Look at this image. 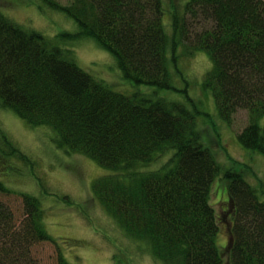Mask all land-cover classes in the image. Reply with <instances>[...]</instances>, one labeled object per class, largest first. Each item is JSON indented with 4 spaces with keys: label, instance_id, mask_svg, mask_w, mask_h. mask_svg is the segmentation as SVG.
Masks as SVG:
<instances>
[{
    "label": "trees",
    "instance_id": "16d2710c",
    "mask_svg": "<svg viewBox=\"0 0 264 264\" xmlns=\"http://www.w3.org/2000/svg\"><path fill=\"white\" fill-rule=\"evenodd\" d=\"M40 1L73 18L77 30L48 36L0 12V106L31 126H47L56 147L111 169L93 182V195L163 264H264V182L248 179L255 174L248 163L217 161L200 141L205 112L187 86L173 81V72L184 79L175 54L179 45L189 54L206 52L211 67L202 90L210 92L227 125L238 109L247 111L237 139L264 156V0ZM201 22L207 25L198 27ZM84 38L107 51L125 79L181 92L186 101L111 88L72 58L68 44ZM4 141L8 154L33 164ZM218 176L226 181L229 210L223 247L210 202ZM12 192L22 199V213L15 218L0 199V264H40L32 245L54 242L42 223L44 210L35 195L0 181V193ZM57 257L68 264L61 252Z\"/></svg>",
    "mask_w": 264,
    "mask_h": 264
},
{
    "label": "rangeland",
    "instance_id": "374dc122",
    "mask_svg": "<svg viewBox=\"0 0 264 264\" xmlns=\"http://www.w3.org/2000/svg\"><path fill=\"white\" fill-rule=\"evenodd\" d=\"M58 1L69 3V0ZM184 1L179 3L182 5ZM0 12L15 23L48 36L77 30L73 18L45 7L40 0H0ZM164 21L167 23L168 19L164 18ZM198 25L201 28L207 24L201 22ZM166 32L169 34L170 29L167 28ZM68 48L80 67L115 90L156 92L167 99L186 101L181 92L134 84L125 79L114 58L89 38L75 40L68 44ZM175 54L178 70L184 79L173 72L174 84L179 88L187 86V92L206 113L198 124L201 143L212 150L222 166L231 164L229 158L248 163L255 172L251 176L247 174L248 179L254 184L258 180L264 182V156L244 148L237 139V132L247 124V111L238 109L232 123L227 125L219 117L210 92L201 88V81L211 67L208 54L201 50L189 54L182 45L176 48ZM51 137L52 131L47 126H31L12 110L0 106V181L11 191L26 192L39 198L44 210L42 223L54 240L32 245V253L40 264H59V252L68 264H163L149 255L144 241L129 237L93 195V182L111 173V169L83 153H68L56 147ZM3 138L26 154L33 164L16 154H8L9 145ZM160 161L158 159L148 166L155 167ZM225 185L222 177H216L210 194V202L219 219L217 243L220 247L228 238L225 217L229 216V210L225 203ZM61 196H67L70 202ZM260 197L264 198V195L260 194ZM0 199L11 207L15 218L21 216L22 199L18 194L0 193Z\"/></svg>",
    "mask_w": 264,
    "mask_h": 264
}]
</instances>
